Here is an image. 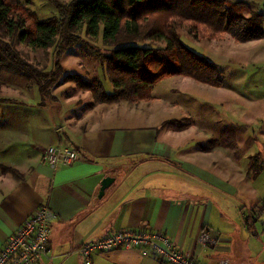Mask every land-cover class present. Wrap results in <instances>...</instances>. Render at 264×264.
I'll return each instance as SVG.
<instances>
[{"label":"crops","instance_id":"1","mask_svg":"<svg viewBox=\"0 0 264 264\" xmlns=\"http://www.w3.org/2000/svg\"><path fill=\"white\" fill-rule=\"evenodd\" d=\"M189 78L162 80L149 101L93 103L90 91L74 86L42 104L36 90L30 132L19 139L20 147L12 135L0 138V249L31 213L47 204L58 217L52 223L49 255L37 264H84L82 244L121 228L163 231L202 264L223 258L264 264L244 251L240 237L243 231L254 235L245 225L241 200L246 198L242 189L248 164L233 161L231 151L219 145L195 144L201 140L195 113L173 117L179 103L166 93L157 95L162 83ZM186 117L193 118L185 129L163 126L166 120ZM57 144L77 151L72 166L53 169L44 162L43 149ZM1 165L16 168L22 177L2 173ZM105 176L115 179L99 198ZM205 230L216 239L213 245L200 243ZM92 264L167 263L117 248L96 253Z\"/></svg>","mask_w":264,"mask_h":264},{"label":"trees","instance_id":"2","mask_svg":"<svg viewBox=\"0 0 264 264\" xmlns=\"http://www.w3.org/2000/svg\"><path fill=\"white\" fill-rule=\"evenodd\" d=\"M48 1L58 15L41 20L19 0H0V40L18 33L28 46L48 48L58 43L60 55L82 40L80 31L89 38L101 35L103 44L113 47L100 58L114 91H106L97 78L87 80L80 74L64 77L65 81H74L80 89L90 91L93 103L149 101L159 82L178 75L223 86L219 66L185 44L180 29L188 30L194 38H218L224 33L238 42L264 38L263 15L254 11L245 15L247 0H70L67 4ZM146 40L163 42L165 46L139 44ZM1 44L4 56L35 78L41 103L46 104L44 99L50 88L63 73L59 59L54 71L43 74L19 58L8 44ZM2 66L5 62L1 61L0 69ZM190 123L171 119L164 121L163 126L182 130ZM1 170L17 179L22 177L14 167L1 165Z\"/></svg>","mask_w":264,"mask_h":264},{"label":"rangeland","instance_id":"3","mask_svg":"<svg viewBox=\"0 0 264 264\" xmlns=\"http://www.w3.org/2000/svg\"><path fill=\"white\" fill-rule=\"evenodd\" d=\"M59 1L67 4L70 0ZM19 2L38 19L44 20L58 15L55 6L48 0ZM247 2L245 15L252 11L260 12L264 21V0ZM179 33L185 44L219 66L224 85L216 87L192 78L174 79L162 83L158 87L157 95L161 97L166 93L168 98L179 103V107L171 114L173 117L188 116L192 111L195 113L194 121L201 135V140L195 141V144H200L201 147L205 144L210 147L219 145L220 148L228 150L227 152L231 151L229 153L232 160H240L242 166L244 163L248 164V174L243 181L246 187L242 189L246 198L241 196V200L244 202L242 206L245 209V225L250 232L254 231V235H246V231H243L240 237L246 247L244 251L248 255L250 253V256H258V260L264 263V38L238 42L228 33L218 38H194L184 28ZM79 34L82 40L60 55L58 43L48 48L32 47L24 44L18 33L11 38H3L0 44H8L19 58L43 74L54 71L55 62L59 59L64 69L44 99L48 103L55 101V93L59 95L66 89L70 92V88L74 86L85 91L77 87L76 82L65 81L64 72L78 73L84 79L94 76V79L102 81L106 91L113 92L114 84L108 78L100 58V55L113 47L104 45L101 35L89 38L84 36L83 31ZM139 44L165 46L163 42L150 40ZM0 53V62H5V66L0 69V138L12 135L18 139L16 142L20 147L19 139L30 132L31 106L39 88L35 78L6 58L1 49ZM62 82L67 83L58 91H53L55 85ZM192 118L181 120L192 122ZM209 137V140L206 139Z\"/></svg>","mask_w":264,"mask_h":264},{"label":"built area","instance_id":"4","mask_svg":"<svg viewBox=\"0 0 264 264\" xmlns=\"http://www.w3.org/2000/svg\"><path fill=\"white\" fill-rule=\"evenodd\" d=\"M42 158L51 168L56 169L60 166H72L78 158V153L72 147L49 145L43 149ZM57 217L55 210L47 204H41L2 246L0 264H37L48 257L52 223ZM215 240L207 230L203 231L199 238L203 245H213ZM117 248L133 249L142 256H154L167 264H202L180 248L167 233L152 229H116L100 238L85 242L79 253L84 264H92L96 253ZM216 264L235 263L223 258Z\"/></svg>","mask_w":264,"mask_h":264},{"label":"water","instance_id":"5","mask_svg":"<svg viewBox=\"0 0 264 264\" xmlns=\"http://www.w3.org/2000/svg\"><path fill=\"white\" fill-rule=\"evenodd\" d=\"M114 179L115 178L112 176H105L103 178L99 189V194H98L99 198H102L104 196L106 189L111 185Z\"/></svg>","mask_w":264,"mask_h":264}]
</instances>
